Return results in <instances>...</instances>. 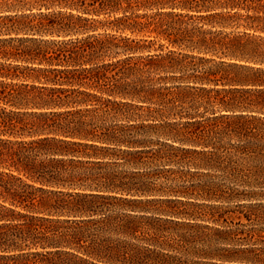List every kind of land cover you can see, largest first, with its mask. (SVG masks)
<instances>
[{"label":"trees","instance_id":"trees-1","mask_svg":"<svg viewBox=\"0 0 264 264\" xmlns=\"http://www.w3.org/2000/svg\"><path fill=\"white\" fill-rule=\"evenodd\" d=\"M25 1L0 13V264H185L135 241L148 201L118 195L128 183L98 170L117 150L145 152L86 121L133 105L112 97L158 102L171 116L220 105L202 120L189 113L186 131L167 135L185 146L169 154L220 171L203 184L210 196L264 207V0ZM22 32L30 45H15Z\"/></svg>","mask_w":264,"mask_h":264},{"label":"rangeland","instance_id":"rangeland-1","mask_svg":"<svg viewBox=\"0 0 264 264\" xmlns=\"http://www.w3.org/2000/svg\"><path fill=\"white\" fill-rule=\"evenodd\" d=\"M3 1L0 13L20 12L15 9L20 7L16 2L12 6L11 0ZM5 22L1 27L2 36L8 37L5 33L11 22ZM29 36H31L29 33H15V45H30L29 41H19L16 38ZM17 62L19 61L15 59V64ZM21 62L24 65L29 64L26 61ZM179 74L178 71L159 72L156 76L172 77ZM165 81L167 85L175 83L171 79ZM102 96L108 97L106 94ZM112 99L127 101L133 105L109 104L97 111L85 112V119L87 122L91 119L98 127L115 129L122 139L142 142L139 145H117L145 152L130 153L117 150L115 156L104 159L110 164H103L98 168L101 172L111 169L115 172L113 174H117L128 183L130 193L120 191L118 195L148 201L147 211H135L150 215L149 219H141V224H138L139 230L135 241L173 255L185 264H264V219L253 215L248 220L244 216L249 214L250 209L264 213L262 206L249 207V203L260 200L229 201L210 196L203 188V184L219 180L220 171L198 166L197 162L187 157L188 154L176 153L178 154L176 156L169 154L171 144L185 146L167 135H172L178 129L186 131L184 127H187V123L184 122L191 119L189 113L195 120H202L214 115V112L215 115L225 112L221 111L220 105L210 104L199 108L185 106L179 114L171 116L158 102H141L138 99L119 97ZM101 102L94 101V106L101 107ZM206 124L192 123L188 129L190 131ZM220 124L222 123H214L218 126ZM232 142L238 143L236 139ZM130 203L132 205L137 202ZM238 203H246L247 206L239 208ZM215 205L219 208L212 209L211 207ZM114 209L126 210L121 206ZM217 210L226 214L224 216L210 214ZM251 229L259 231V234L250 233ZM142 239L151 240L145 242Z\"/></svg>","mask_w":264,"mask_h":264}]
</instances>
